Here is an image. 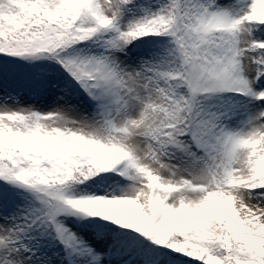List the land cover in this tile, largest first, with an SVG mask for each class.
Returning a JSON list of instances; mask_svg holds the SVG:
<instances>
[{
    "label": "snow or ice",
    "instance_id": "6c2138e0",
    "mask_svg": "<svg viewBox=\"0 0 264 264\" xmlns=\"http://www.w3.org/2000/svg\"><path fill=\"white\" fill-rule=\"evenodd\" d=\"M0 264H264V0H0Z\"/></svg>",
    "mask_w": 264,
    "mask_h": 264
}]
</instances>
